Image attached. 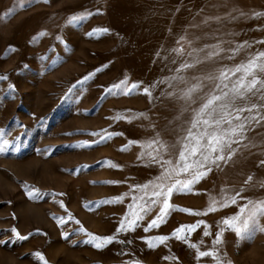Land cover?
Instances as JSON below:
<instances>
[{"label": "rangeland", "instance_id": "rangeland-1", "mask_svg": "<svg viewBox=\"0 0 264 264\" xmlns=\"http://www.w3.org/2000/svg\"><path fill=\"white\" fill-rule=\"evenodd\" d=\"M74 16L83 18L70 22ZM95 29L108 31L88 35ZM217 45L219 55L205 59ZM258 52L264 0H0V264H43L36 253L47 264H217L197 248L222 264H264V232L241 237L221 223L248 201L264 200V122L246 132L249 147L213 166L191 191L174 192L175 207L158 227L145 231L160 210L153 205L134 230L117 232L144 203L136 186L164 171L142 157L148 142L158 137L170 146L163 158L177 159L201 102L186 104L180 90ZM184 63L194 66L177 71ZM123 80L139 88L108 91ZM251 102L264 103L259 95ZM248 176L253 182L245 185ZM241 189L236 204L207 211L213 198ZM182 225L198 226L173 237ZM89 233L116 239L97 248ZM160 236L170 239L148 246Z\"/></svg>", "mask_w": 264, "mask_h": 264}, {"label": "snow or ice", "instance_id": "snow-or-ice-1", "mask_svg": "<svg viewBox=\"0 0 264 264\" xmlns=\"http://www.w3.org/2000/svg\"><path fill=\"white\" fill-rule=\"evenodd\" d=\"M24 2L26 0H21V4ZM82 18L74 16L70 22H76ZM101 31L107 32L108 29H95L93 32L88 33V35L91 36L94 32ZM40 35H43V33ZM242 47L244 45L237 46L233 50V55ZM173 51L182 54L181 49H173ZM220 51L221 49L217 45L214 51L207 53L205 59L219 55ZM189 55H192V53H189ZM199 62V60H196V63ZM193 66V64L184 63L177 71ZM261 74H264V52H258L249 57L246 62L234 67H221L217 72L205 77H199L197 78V83L180 90L179 98L184 100L186 104L195 103L197 99L201 102L199 107L193 110V116L185 129V134L179 141L177 159L163 158V154L169 150L170 146L166 145L158 137L148 142L147 147L151 151L142 153V157H149L151 162L160 164L164 171L157 177L156 181L142 186H136L144 191V196H147L148 199L145 200L144 196L139 198L144 203L138 206L139 210L133 212L131 217L126 216L121 220L117 232L134 230L138 222L143 219L144 214L152 211L153 205H160V210L157 216L150 221L145 231L153 227H158V221L163 223L165 217L169 214V210L175 207L169 204V198L174 192L191 191V185L197 183L208 172H211L213 166L221 168L222 164H226L232 159L239 148L249 147L248 144L243 143L246 139V132L250 131L254 125L264 122V114L260 111V109L264 108V103L257 105L251 102L252 97H256L257 95H259L261 101H264V79L260 78ZM4 78L0 77V79ZM88 78L85 77V79ZM172 80H179L182 83L185 82L183 76L172 77ZM205 81L211 82L210 86L206 85L204 83ZM205 87H207L206 92L203 91ZM137 88H139V84L133 83L129 86L127 80H123L112 85L108 91L111 92L113 89H119L124 95H129ZM143 91L146 95L151 96L148 88L143 89ZM198 92H202L203 94L196 96L195 94ZM120 118L119 116L116 117V119ZM93 135L99 134L93 133ZM111 135L102 137V139H108ZM133 143L137 142H129V144ZM3 145L6 147L8 141L4 140ZM233 145H236V147H233ZM121 150H127V146ZM261 163L264 164V161H261ZM112 166L115 167V165ZM182 175L189 176L190 178L180 179L179 177ZM252 182L253 177L248 176L244 184L248 185ZM260 186L264 187V182H260ZM241 191L242 189L232 195L226 193L220 201L213 198L207 211H216L217 204L220 207L236 204ZM117 202H119V198ZM61 206L63 207L62 202ZM184 211L190 214H200L190 209H184ZM240 213V215L225 218L221 223L226 225L228 229L234 231L237 236L241 237L256 231L264 232V226L260 224V219L264 218V200L248 201L240 209ZM203 214L206 215L207 212ZM69 219H71V216ZM76 222L79 223V221ZM60 223H64L63 219L60 220ZM197 226L182 225L174 230L172 236L177 239H182L184 237L180 235L181 233H190ZM223 231L224 229L222 228L216 234L214 243L220 244L222 242L221 236ZM209 234L207 227H205L204 235L208 236ZM88 235L90 236L89 242L93 243L97 248L105 247L116 239L115 236L100 237L91 233ZM20 238L26 239V237ZM168 239H170L168 236L157 237L155 238V242H148V246L154 247L157 242L163 244ZM190 247L197 248V245L191 244ZM197 252L198 257L212 256L217 261V264H222L220 257L214 252L200 251L198 248ZM36 256L43 264H47V261L40 253H36ZM165 259H169V257H165Z\"/></svg>", "mask_w": 264, "mask_h": 264}]
</instances>
